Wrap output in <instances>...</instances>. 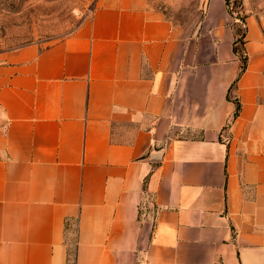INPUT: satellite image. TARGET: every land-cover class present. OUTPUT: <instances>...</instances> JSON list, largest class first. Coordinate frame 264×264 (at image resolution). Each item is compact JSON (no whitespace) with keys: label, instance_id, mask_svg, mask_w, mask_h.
I'll list each match as a JSON object with an SVG mask.
<instances>
[{"label":"crops","instance_id":"obj_1","mask_svg":"<svg viewBox=\"0 0 264 264\" xmlns=\"http://www.w3.org/2000/svg\"><path fill=\"white\" fill-rule=\"evenodd\" d=\"M241 15L242 73L227 0L193 29L99 0L0 55V264H264V7Z\"/></svg>","mask_w":264,"mask_h":264},{"label":"rangeland","instance_id":"obj_2","mask_svg":"<svg viewBox=\"0 0 264 264\" xmlns=\"http://www.w3.org/2000/svg\"><path fill=\"white\" fill-rule=\"evenodd\" d=\"M144 1L150 8L161 12L173 26L193 29L202 19L207 0ZM241 1H235V6H239ZM250 1L254 9L264 7V0ZM98 2L0 0V55L23 46L37 45L45 48L58 42L89 20ZM235 28L242 31L240 25Z\"/></svg>","mask_w":264,"mask_h":264},{"label":"trees","instance_id":"obj_3","mask_svg":"<svg viewBox=\"0 0 264 264\" xmlns=\"http://www.w3.org/2000/svg\"><path fill=\"white\" fill-rule=\"evenodd\" d=\"M235 1L238 0H227V5L229 7L230 13L235 17L237 21L236 26L240 25L242 27V31L235 28V40L233 44L235 54H237L243 61V66L241 69V73H242L246 69V63H247V56L245 51L246 26H245V17L241 15L242 3H239V6H235ZM236 9L237 10L239 9L238 12L236 11Z\"/></svg>","mask_w":264,"mask_h":264}]
</instances>
